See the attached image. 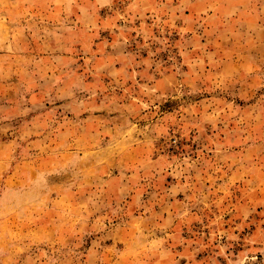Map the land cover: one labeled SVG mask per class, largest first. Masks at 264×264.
I'll list each match as a JSON object with an SVG mask.
<instances>
[{"label":"rangeland","instance_id":"obj_1","mask_svg":"<svg viewBox=\"0 0 264 264\" xmlns=\"http://www.w3.org/2000/svg\"><path fill=\"white\" fill-rule=\"evenodd\" d=\"M0 264H264V0H0Z\"/></svg>","mask_w":264,"mask_h":264}]
</instances>
